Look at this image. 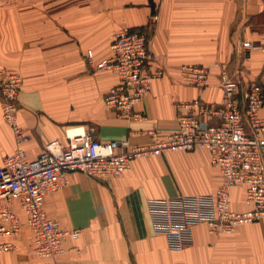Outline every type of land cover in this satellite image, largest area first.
<instances>
[{"label":"crops","instance_id":"crops-1","mask_svg":"<svg viewBox=\"0 0 264 264\" xmlns=\"http://www.w3.org/2000/svg\"><path fill=\"white\" fill-rule=\"evenodd\" d=\"M122 28L147 31L149 69L164 71L134 107L144 122L122 120L105 109L104 96L118 84L117 76L94 72L85 61L88 51L96 63L106 59L110 36ZM263 36L264 0H0V70L22 78L17 122L26 136V159H37L46 143L65 146L64 131L72 127L93 129L101 143L146 145L147 131L165 138L175 130L177 104L198 98L221 102V66L238 73L243 86L264 87V53L253 51L242 63L236 50L242 41ZM184 64L208 68L209 86L182 84L178 68ZM14 150L0 100V168ZM67 179L66 188L44 199V211L62 231L80 230L79 236L63 239L64 254L57 259L31 256L27 217L14 203L22 229L15 238L0 237V243L16 247L2 254L1 264H264V220L217 236L198 225L192 246L181 251L169 250L165 238L153 233L147 200L210 195L219 186L220 172L206 150L134 160L117 178L70 173ZM229 198L234 212L252 208L244 187H233Z\"/></svg>","mask_w":264,"mask_h":264},{"label":"built area","instance_id":"built-area-1","mask_svg":"<svg viewBox=\"0 0 264 264\" xmlns=\"http://www.w3.org/2000/svg\"><path fill=\"white\" fill-rule=\"evenodd\" d=\"M148 41L145 29L122 28L110 36L106 59L94 62L92 51L85 56L94 72L116 74L118 84L103 102L106 110L122 120H147L134 112V107L149 95L153 81L164 74L162 68L149 69L153 57ZM236 50L242 62L253 51L264 53V36L242 41ZM178 76L182 84L204 90L211 73L204 66L184 64L178 68ZM217 79L221 102L198 98L177 104L175 130L165 138L147 131L150 142L146 145L131 146L127 140L101 143L94 139L93 129L72 127L64 131L65 146L58 141L46 143L38 158L28 161L21 148L25 132L17 122L22 78L0 70L1 117L15 142L14 152L3 158L0 168V237L11 239L21 233L22 224L12 209L16 203L23 209L33 236L30 255L57 259L64 254L63 239H76L80 230L62 231L58 221L46 216L44 199L68 186V174L100 180L117 178L130 171L134 160L194 149L209 152L210 164L219 170L221 182L210 195L147 200L152 231L165 238L168 249L191 247L193 228L198 225H205L209 234L217 236L264 220V87L257 83L243 86L238 73L230 72L228 66H221ZM69 129L75 134L71 136ZM233 187L245 188V203L251 210L237 213L231 209L229 195ZM15 249L11 241L0 243V264L2 254Z\"/></svg>","mask_w":264,"mask_h":264},{"label":"bare ground","instance_id":"bare-ground-1","mask_svg":"<svg viewBox=\"0 0 264 264\" xmlns=\"http://www.w3.org/2000/svg\"><path fill=\"white\" fill-rule=\"evenodd\" d=\"M70 130V129H69ZM69 134L72 136L73 134H75L74 131L70 130Z\"/></svg>","mask_w":264,"mask_h":264},{"label":"rangeland","instance_id":"rangeland-1","mask_svg":"<svg viewBox=\"0 0 264 264\" xmlns=\"http://www.w3.org/2000/svg\"><path fill=\"white\" fill-rule=\"evenodd\" d=\"M241 62H242V59H241ZM243 63V62H242ZM92 70V69H91ZM93 71V70H92Z\"/></svg>","mask_w":264,"mask_h":264},{"label":"water","instance_id":"water-1","mask_svg":"<svg viewBox=\"0 0 264 264\" xmlns=\"http://www.w3.org/2000/svg\"><path fill=\"white\" fill-rule=\"evenodd\" d=\"M152 7H153V5H152Z\"/></svg>","mask_w":264,"mask_h":264}]
</instances>
